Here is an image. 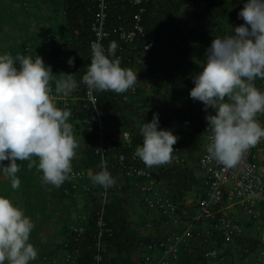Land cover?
Returning <instances> with one entry per match:
<instances>
[{
	"label": "trees",
	"instance_id": "1",
	"mask_svg": "<svg viewBox=\"0 0 264 264\" xmlns=\"http://www.w3.org/2000/svg\"><path fill=\"white\" fill-rule=\"evenodd\" d=\"M97 1L9 0L0 9V30L8 22L14 21V17L8 16L14 15L12 10L18 9L34 10L33 20L46 24L42 31L31 29L30 24L18 29L24 38H20V43L7 53L16 55L29 47L30 51L47 56L50 64L73 71L78 84L77 91L70 93L79 100L71 109L69 122L79 143L72 161V172L83 173L82 176L73 179L70 175L60 187H55L43 181V174L36 167L29 169L28 161H18L21 165L18 173L20 188L13 190L8 178L0 181V195L10 199L19 198L20 202L12 200L13 203L23 208L33 220L30 242L38 250V257L33 263L43 264L48 256L65 262L67 255L71 257L68 264H143L145 254H151L149 256L156 260L162 258L160 244L165 242L168 245L166 235L169 233L165 234L161 229L158 235L152 232L160 222L152 220L151 212L145 211L143 204L138 202L140 194L133 186L138 180L129 178L121 171L117 157L122 154L130 158L143 139L140 133L142 124L150 122L154 113H159L161 128L171 129L178 136L177 141L183 140L184 143L179 145L177 142L174 146L181 153L196 152L198 145L203 144L202 135L208 131L205 116L212 110L206 112L201 102L190 98V90L194 87L193 77L197 75L198 67L203 68L206 50L212 40L230 34L231 27L244 23L238 18V13L246 2L140 0L135 4L134 0H107L108 44L113 40L118 43L116 55L122 56V67L136 68L142 77H147L150 94L145 95L144 87L136 84L135 94L127 100L123 99L125 92L92 91L98 108L109 123L108 129L102 131L103 140L112 141L116 134L114 124L118 131L126 127L133 135V147L124 146L121 140L111 143L109 149L105 146L103 160L115 183L106 187L102 206L104 198L99 195L104 186L94 183L92 179L101 170L102 157L97 152L100 133L90 118L92 108L85 99L88 88L81 83L92 56L91 25L97 15ZM136 15L140 17L142 32L132 42L125 43L119 39V29L130 28ZM46 35L51 39L46 41ZM146 46L149 48L146 49ZM141 56L145 61L137 63L136 59ZM70 58H74V66H69ZM128 58L131 62L126 61ZM57 75L55 79H60ZM255 84L264 89V80L257 79ZM257 119L264 125V114H258ZM250 149L257 163L264 168V139ZM189 159L193 160L194 157ZM125 163L136 168L146 166L139 158ZM4 164L7 165L8 161H4ZM87 170L92 172L89 177L86 176ZM150 173L158 190L177 203L174 217H185L192 222L193 207L189 204L203 197L206 190L198 165L195 162L168 167L157 165L150 167ZM137 204L143 208V212L132 220L130 217ZM261 211L264 214V208ZM99 216L100 226L97 224ZM159 217L161 221L170 219L162 214ZM147 223L152 229L146 227ZM193 224L198 227L196 222ZM244 227L248 228L249 224L246 223ZM172 230L182 231L181 228ZM46 231L54 239L51 244L42 238ZM209 231L210 234L206 235L201 229L198 236L194 232L193 238L176 249L175 258L171 255L168 257L170 264H211L205 253L210 249H222L223 239L218 229L209 228ZM237 245L241 246V256L231 258L229 264H235L236 260L241 264H256L250 254L258 249V241L249 231L235 236L232 243L225 247L224 254L232 256L231 249ZM149 246L155 248L150 250ZM97 256L100 258L98 262L95 259Z\"/></svg>",
	"mask_w": 264,
	"mask_h": 264
},
{
	"label": "clouds",
	"instance_id": "2",
	"mask_svg": "<svg viewBox=\"0 0 264 264\" xmlns=\"http://www.w3.org/2000/svg\"><path fill=\"white\" fill-rule=\"evenodd\" d=\"M238 18L244 23L212 40L189 93L206 112L212 110L205 116L207 129L211 130L208 158L225 167L237 165L244 152L264 139V125L257 119L258 114H264V89L255 84L257 79L264 80V0H246ZM118 47L114 40L107 48L99 41L91 43L92 58L81 80L89 91L124 93L137 83V73L122 67L116 57ZM35 53V57L0 54V174L8 178L13 190L21 186L18 161H28L27 167L42 172L45 183L60 187L73 171L72 161L79 147L69 122L71 110L58 107L53 99V91L67 96L78 87L77 81L66 73L55 79L58 75L43 60L47 56ZM68 64L74 66V58ZM115 128L114 124L116 133ZM140 133L143 142L136 147V157L147 167L170 161L178 136L171 129L161 128L159 113L142 124ZM202 143L198 145L199 153L195 152L197 165L205 144L203 136ZM181 154L182 163H188L184 152ZM100 169L92 177L93 182L104 187L113 185L115 179L103 159ZM151 214L159 217L156 212ZM33 228V220L24 209L0 195V264H31L37 259L38 250L30 242ZM196 228L202 229L200 225ZM152 232L158 235L159 231ZM235 250L237 256L241 246ZM45 260L61 264L56 257Z\"/></svg>",
	"mask_w": 264,
	"mask_h": 264
},
{
	"label": "built area",
	"instance_id": "3",
	"mask_svg": "<svg viewBox=\"0 0 264 264\" xmlns=\"http://www.w3.org/2000/svg\"><path fill=\"white\" fill-rule=\"evenodd\" d=\"M139 2L140 0H134L135 4H138ZM96 6L98 10L96 18L91 25V31L93 34L91 43L99 41L103 43L105 48H107L108 39L110 37V33L107 31L106 27L108 10L107 0L97 1ZM139 19V15H136L134 17V23L130 28L119 29V39L121 41L130 43L138 33L142 32ZM46 37V41L51 39L48 35H46ZM149 46H151V44ZM149 46H146V49H148ZM21 53L33 57L37 54L30 51L29 47L24 48ZM116 57L120 59L122 64V56L116 55ZM43 60L46 65H51L54 75L66 73L72 74L75 77V73L69 68L63 69L59 66L57 67L56 65L50 64L47 62V57L43 58ZM126 61L131 62L129 58ZM144 61L145 58H143V56L136 59L137 63H143ZM54 88L55 87L53 86V89ZM76 91L77 88L73 90L71 94H74ZM135 92L136 88L134 86L125 92L123 99L127 100V98L134 95ZM71 94L63 96L57 95L53 91L54 103L58 107H66L71 110L79 100L77 96H71ZM85 99L89 102L90 107L92 108L90 113L91 121L97 125L98 133H100V137L98 138L100 146L97 152L100 153L102 159L104 158L103 155L106 152L105 146L109 149L110 144L115 143L116 141L121 140L124 146L133 147V135L126 127H124L125 130L121 133L117 131L111 142L104 141L101 134L102 131L108 129L109 123L104 119L103 113L97 106V100L93 96L92 91H89V89L86 90ZM207 128L208 126L206 129ZM207 130V133L202 135L205 144L198 157V165L202 170L203 177L205 179L204 184L206 190L203 197H199V199H196L194 203L189 204L193 207L192 222H189L185 217H183V219L174 217L177 209V203L170 201L162 194L161 191L158 190L156 183L152 179L150 167L145 166L143 168H136L131 164L127 165L125 163L127 160L134 161L138 159L135 152L130 156V158H127L122 154L117 157V163L120 165L121 171H123L129 178L138 180L133 184V186L134 190L140 194L139 201L143 204L144 209L146 211L156 212L158 215L162 214L170 218L165 221H161L160 217H150L152 220L155 219L157 222H160L159 226L155 230L156 233L160 229L163 230L165 234L169 233L168 236L166 235L168 245L165 242L160 244V247H162V258L160 261H155L153 256H149L151 254H145L143 264H169L168 257L171 255L175 258L176 249L185 245L191 238H193L194 231L196 236L201 234V231L195 230L196 227L193 222H196L197 226L200 225L206 235L210 234L209 228H216L221 233L223 248L218 251L210 249L205 253V257L208 258V262L211 264H229L228 261H230L231 258L236 257V255H234L236 246H233L231 249L232 256L224 254L225 247L232 243L235 236H240L245 230L252 232L250 233L251 236L254 238L256 237L258 241V249H255L254 252L250 254L251 257L255 260L256 264H264V214L261 211V209L264 208V168L257 163L255 158L256 156L252 155L250 148L243 153L240 161L234 167H225L214 159H209L207 146L211 142L209 139L211 136V130ZM142 142L143 139L140 140L138 145H141ZM183 161V155L179 153L177 148H174L170 161L160 166H173L182 163ZM91 173L92 172L90 170H87L86 176L89 177ZM82 174L83 173L80 174L72 172L70 175L73 178L81 177ZM106 190L107 188L104 187L103 191H101L99 195V197L101 196L104 198L101 201L102 206H104L107 192ZM183 213L185 214L186 212ZM246 223L249 224L248 228L244 227ZM97 224L99 226L101 225V216H99ZM170 226L172 227L171 229L169 228ZM206 226L209 228H206ZM146 227L152 229L150 223H147ZM177 228L182 229L181 233L176 230H172ZM253 229L255 230L253 231ZM153 248L155 247L149 246L150 250ZM239 253L237 256H241ZM74 256L76 255L74 254ZM70 258V255H67L64 259L65 262L61 261V264H68ZM95 259L97 262L100 261L99 256ZM238 261L239 260H236L235 264H241ZM48 264H56V260H48Z\"/></svg>",
	"mask_w": 264,
	"mask_h": 264
},
{
	"label": "rangeland",
	"instance_id": "4",
	"mask_svg": "<svg viewBox=\"0 0 264 264\" xmlns=\"http://www.w3.org/2000/svg\"><path fill=\"white\" fill-rule=\"evenodd\" d=\"M7 1L5 0H0V9L4 8L7 4ZM8 10V9H7ZM34 11V10H33ZM32 10H12V14H9V18L14 17V21L8 22L7 24H5L4 26H2V29L0 30V54H4L7 53L8 51H10V48H14L16 47L19 43H20V38L21 40H23L24 37H22V33L20 30V28H23L25 25L30 24L31 25V29H37L39 31H42V29L44 28V26H46L45 23L36 20L32 15ZM40 13V12H37ZM7 14V13H6ZM36 31V30H35ZM32 32V31H31ZM201 70V67H198L196 69V73L198 74V72ZM134 72L137 73V83L136 85L141 86L142 88L144 87L145 89V95H149L150 94V89H149V81L147 80L146 76H141L140 73H138L137 69L134 68L133 69ZM178 144L180 145V143H184L183 140L177 141ZM197 154L199 153V151L196 152ZM195 152H190V151H185L184 154H186L188 157H194L195 159ZM186 157V160L187 158ZM194 159L191 160H187L188 163H192L194 162ZM7 177L3 176L2 174H0V181L6 180ZM194 194V193H193ZM15 198V199H14ZM14 200L17 203L20 202L19 198L13 197L11 199V201ZM12 201V202H14ZM143 210V208L141 209V207H139V205H135L134 207V213L132 216V219H137V214H140L141 211ZM143 212V211H142ZM255 229H253L254 231ZM252 233V232H250ZM44 237L45 242L50 241L49 243L51 244V242L53 243V238L50 235L49 231H46L43 235L42 238ZM50 248H52V246H50ZM31 264H38V263H33L31 262ZM43 264H48V260H46Z\"/></svg>",
	"mask_w": 264,
	"mask_h": 264
},
{
	"label": "crops",
	"instance_id": "5",
	"mask_svg": "<svg viewBox=\"0 0 264 264\" xmlns=\"http://www.w3.org/2000/svg\"><path fill=\"white\" fill-rule=\"evenodd\" d=\"M5 1H9V0H5Z\"/></svg>",
	"mask_w": 264,
	"mask_h": 264
}]
</instances>
